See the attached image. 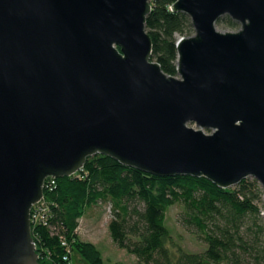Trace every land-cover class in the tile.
Instances as JSON below:
<instances>
[{"label":"water","instance_id":"95a60500","mask_svg":"<svg viewBox=\"0 0 264 264\" xmlns=\"http://www.w3.org/2000/svg\"><path fill=\"white\" fill-rule=\"evenodd\" d=\"M153 1L0 0V264H40L32 208L96 155L264 191V0H177V76L152 60Z\"/></svg>","mask_w":264,"mask_h":264},{"label":"trees","instance_id":"16d2710c","mask_svg":"<svg viewBox=\"0 0 264 264\" xmlns=\"http://www.w3.org/2000/svg\"><path fill=\"white\" fill-rule=\"evenodd\" d=\"M176 1L154 0L146 22L152 60L171 76L178 75L179 37L193 35L190 18L171 11ZM218 26L239 28L228 16ZM54 182L44 189L52 230L38 226L33 231L40 264H71L62 260L67 253L62 239L89 264H103L99 250L77 234L86 208L99 202L112 207L113 243L140 264H264V191L253 178L221 189L206 178L156 177L96 155L77 175ZM176 204L183 207L179 222L206 244L205 251L190 253L173 245L166 213Z\"/></svg>","mask_w":264,"mask_h":264},{"label":"rangeland","instance_id":"374dc122","mask_svg":"<svg viewBox=\"0 0 264 264\" xmlns=\"http://www.w3.org/2000/svg\"><path fill=\"white\" fill-rule=\"evenodd\" d=\"M218 30L234 31L223 26H218ZM261 206L264 208V202ZM111 211L110 203L104 202L86 208L84 220L79 221L84 240L93 239L97 245L96 248L102 255L103 264H140L136 256L120 249L113 243L108 227L112 219ZM182 211L183 207L176 204L170 207L166 213V226L172 235L173 245L190 253L205 251L206 244L192 230L183 227L179 222ZM86 237L88 238L85 239ZM69 259L71 264H89L77 251H73Z\"/></svg>","mask_w":264,"mask_h":264},{"label":"built area","instance_id":"2783aa9c","mask_svg":"<svg viewBox=\"0 0 264 264\" xmlns=\"http://www.w3.org/2000/svg\"><path fill=\"white\" fill-rule=\"evenodd\" d=\"M49 179H51V182L48 185L45 184V187L51 188L52 186L55 185V182H54V179L52 178H49ZM50 220H51V211H50L49 205L45 202L43 198L39 203H37L32 208V211H31L32 237H33V231L38 226L47 227L52 230V226L50 225ZM61 246L64 247L67 251L66 255L62 258V260L63 262H68L70 260L69 257L71 255L70 243L67 240L62 239Z\"/></svg>","mask_w":264,"mask_h":264},{"label":"crops","instance_id":"0c3cea01","mask_svg":"<svg viewBox=\"0 0 264 264\" xmlns=\"http://www.w3.org/2000/svg\"><path fill=\"white\" fill-rule=\"evenodd\" d=\"M82 219L84 220V216H83ZM82 219H81V221H82ZM80 224H81V223H79V227H78V229H77V234H78V237L80 238V240H81V241H84V242L91 243V244H93V245L96 247L97 245L95 244V242L93 241V239H90V240H84V237L82 236V227H81ZM87 238H88V237H86L85 239H87Z\"/></svg>","mask_w":264,"mask_h":264}]
</instances>
